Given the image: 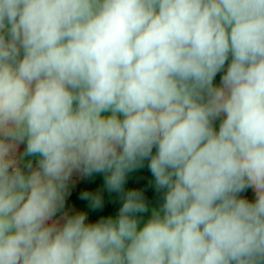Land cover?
<instances>
[{"label": "clouds", "instance_id": "1", "mask_svg": "<svg viewBox=\"0 0 264 264\" xmlns=\"http://www.w3.org/2000/svg\"><path fill=\"white\" fill-rule=\"evenodd\" d=\"M0 264H264V0H0Z\"/></svg>", "mask_w": 264, "mask_h": 264}, {"label": "trees", "instance_id": "2", "mask_svg": "<svg viewBox=\"0 0 264 264\" xmlns=\"http://www.w3.org/2000/svg\"><path fill=\"white\" fill-rule=\"evenodd\" d=\"M149 176H150V173H148L147 169L145 168L144 170H142L141 173H139L138 175L134 176L129 181V186L146 188ZM95 182L97 184L102 183V178L101 177H97ZM146 195L149 197L150 200L154 198V193H153V191L150 188H146ZM69 204L73 208L82 207L80 202L77 201L75 194H73L69 198ZM118 207H119L118 204L107 203L106 207L103 210L95 212V213H90V217L89 218L91 220H95L100 215H104V214H107V213H113L114 214L116 212V210L118 209Z\"/></svg>", "mask_w": 264, "mask_h": 264}, {"label": "rangeland", "instance_id": "3", "mask_svg": "<svg viewBox=\"0 0 264 264\" xmlns=\"http://www.w3.org/2000/svg\"><path fill=\"white\" fill-rule=\"evenodd\" d=\"M218 79V78H217ZM244 195H247V196H251V190H249L248 192L244 193ZM75 209V208H74Z\"/></svg>", "mask_w": 264, "mask_h": 264}]
</instances>
